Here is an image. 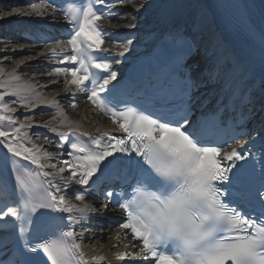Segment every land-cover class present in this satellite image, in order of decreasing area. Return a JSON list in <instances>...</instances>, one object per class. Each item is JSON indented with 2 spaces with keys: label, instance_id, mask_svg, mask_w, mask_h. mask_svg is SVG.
Instances as JSON below:
<instances>
[{
  "label": "snow or ice",
  "instance_id": "snow-or-ice-1",
  "mask_svg": "<svg viewBox=\"0 0 264 264\" xmlns=\"http://www.w3.org/2000/svg\"><path fill=\"white\" fill-rule=\"evenodd\" d=\"M129 5L135 15L118 11ZM146 7V0H30L27 9L4 14L55 21L59 12L68 29L67 39H53L38 53L51 66L45 74L50 84H63L51 97L43 91L48 85L20 75L28 61H16L9 71L2 65L10 57L0 58V150H6L14 177V199L0 198V221L10 218L0 232L14 229L18 241L0 264H106V256L85 252L84 238L95 237L85 225L109 203L121 210L117 230L109 234L111 247L123 246L114 253L119 262L264 264V181L254 189L242 187L237 162L250 155L247 143L225 146L192 120L190 76L179 89L171 73L158 78L150 106L118 103L115 86L109 88L118 75L114 65L133 48L129 30L138 27ZM125 18L124 25L111 24ZM177 92L179 103L170 102ZM62 95L67 109L58 99ZM81 96L89 104L86 111L108 117L110 128L88 115H69ZM37 109L54 114L41 121ZM106 170H123L126 177L118 190L100 193L97 181ZM92 194L108 203L99 209L86 203ZM41 210L50 217L48 238L32 233Z\"/></svg>",
  "mask_w": 264,
  "mask_h": 264
},
{
  "label": "bare ground",
  "instance_id": "bare-ground-1",
  "mask_svg": "<svg viewBox=\"0 0 264 264\" xmlns=\"http://www.w3.org/2000/svg\"><path fill=\"white\" fill-rule=\"evenodd\" d=\"M224 2L225 0H146L147 7L140 12L138 27L130 31H137L143 34L152 31L158 33L161 30L166 29L169 24L173 27H178L185 19V22L187 23V31L194 34V37L198 36V40H200L201 37L203 39L205 36L207 37L210 35L213 38V43L218 40L220 44L219 46L217 45V42L216 45H210V47L216 51L214 54L213 67H224V70L221 72L224 77L226 76L233 83L242 84L241 79L245 72L243 70H246V64L243 63V59L247 62L253 57H256V55L254 54L253 48L248 46L247 43L246 45L240 35L235 31L228 15L227 6ZM242 2L247 5L252 6V4H254L256 6L261 14V17H256V20L258 21L256 28L260 34L264 33V0H242ZM28 5L29 4L26 3L25 0H0V38L4 39L6 45H8L7 49L0 51V58L4 55L10 57V61H6L2 65L9 71L14 67L16 61L22 59L28 61L26 67L22 66L18 70L20 75L24 79L34 78L38 80L40 84L48 85L43 91L45 95L51 97L55 92L62 90L63 84L60 83L59 86L52 85L50 84L49 78L46 77L45 74L49 72L46 68V60L45 58L38 56V53L45 51V49L38 50L35 47L24 43L22 36L17 34L23 23H33L35 21H40L41 19L38 17L21 16L16 14L8 15L6 17L4 15L5 13H12L13 10L17 8L27 9ZM193 12H196V20L194 25H190L191 20L193 19ZM120 13L122 15L127 13L128 16L135 15L131 5L121 10ZM186 13L187 15L185 16L184 14ZM128 22V19L125 18L117 23L124 25ZM121 30H124V28L121 27ZM223 35L228 36H225V39ZM139 38L144 39V36H139ZM201 43L203 44V42ZM207 44H210V42L208 41ZM19 45H24L25 49L20 50L18 48ZM2 48L3 46L0 45V50H2ZM13 48L16 49L15 52L11 50ZM1 52H5L4 55H1ZM29 57L34 59L29 60ZM245 84L246 83H243V85ZM259 88H264V84L255 87V89H252L251 91L255 92ZM244 89L245 88H243L242 91H244ZM58 99H60V103L67 109V99L63 95ZM88 108L87 104L82 103L74 111L68 109L69 115L74 119H81L85 115H88L96 122L97 126L101 127V125H104L103 121H98L97 115H93L86 111ZM35 112L36 118L41 121L49 120L51 115L54 114L53 110H44L41 112L37 109ZM34 131L46 134V130L44 129H34ZM85 202L89 203L88 201ZM111 244L112 241L109 240V237L101 236L98 233L95 237H91L90 240L85 243V247L88 250H91L93 245L98 248L104 246L102 251L107 252V250H111Z\"/></svg>",
  "mask_w": 264,
  "mask_h": 264
},
{
  "label": "rangeland",
  "instance_id": "rangeland-1",
  "mask_svg": "<svg viewBox=\"0 0 264 264\" xmlns=\"http://www.w3.org/2000/svg\"><path fill=\"white\" fill-rule=\"evenodd\" d=\"M195 16H196V12H193V17H194L193 18L194 19V22L193 23H195V20H196L195 19ZM206 31H207V29H206ZM203 39H204V50L203 51H205V54H207V53L215 54L216 53L215 49H213L212 47H210V45H213V44L216 45L218 43L217 45L219 46L220 44H219L218 40L216 41L217 43L216 42L213 43V38H212L211 35L210 36H207V37L205 36ZM208 41L210 42V44H207ZM0 45L3 46L2 50H4L5 49L6 42L2 38H0ZM4 53L5 52H1V55H4Z\"/></svg>",
  "mask_w": 264,
  "mask_h": 264
}]
</instances>
